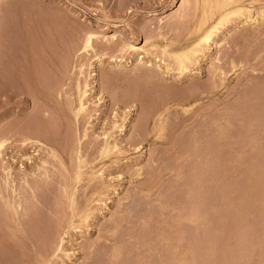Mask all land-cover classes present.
<instances>
[{
	"label": "rangeland",
	"instance_id": "1",
	"mask_svg": "<svg viewBox=\"0 0 264 264\" xmlns=\"http://www.w3.org/2000/svg\"><path fill=\"white\" fill-rule=\"evenodd\" d=\"M182 4L0 0V68L16 65L24 74L21 83L7 75L16 88L0 91V132L43 116L40 87L56 90L65 108L68 96L73 102L58 127L47 124L60 157L48 161L50 184L35 199L17 180L15 203L31 215L26 221L19 213L24 236L17 230L22 220L0 221V264H264V0H230L234 14L184 72L161 49L191 46L198 36L200 11L186 18ZM213 17L215 23L220 15ZM91 32L98 38L79 56ZM127 44L157 47L146 55L122 51ZM78 82L89 86L87 111L76 124ZM106 135L117 149L102 159ZM135 138H143L138 146ZM48 157L46 148L14 143L0 160L1 188L3 164L30 173ZM76 165L83 168L78 183ZM57 232L65 241L52 255Z\"/></svg>",
	"mask_w": 264,
	"mask_h": 264
},
{
	"label": "bare ground",
	"instance_id": "2",
	"mask_svg": "<svg viewBox=\"0 0 264 264\" xmlns=\"http://www.w3.org/2000/svg\"><path fill=\"white\" fill-rule=\"evenodd\" d=\"M247 1V0H246ZM192 2V3H191ZM229 2L230 0H182V6L180 7V9H182L181 11V14L183 15V13L185 12L184 16L187 18V14L191 11H193L194 13L195 12H199L200 11V14L199 16L196 14L195 16H198V20L196 18H194L197 22H196V26H195V32L196 34L198 35L196 40L191 44V46H187V47H183V48H176L174 50H170V46H165V48H161L163 50L162 52V55L164 54V56L170 60L173 61L175 67L179 70V71H188L189 67L193 64H195V62H197V59L198 56H200L199 54L202 53L208 46L211 45V42H212V39L215 35V33L217 32V29H218V26L221 25L222 23L224 22H227L230 18V16L232 14H234V12H231L229 11L228 9V6H229ZM183 12V13H182ZM188 12V13H187ZM180 13V12H179ZM187 13V14H186ZM194 13H190V14H194ZM236 13V12H235ZM220 17L217 19L218 22L216 21L215 23H212L210 22L213 18V16H217ZM180 15V14H179ZM181 16V15H180ZM183 16V17H184ZM190 15H188L189 17ZM194 16V17H195ZM213 17V18H212ZM212 18V19H211ZM238 19V18H237ZM260 19V18H259ZM263 19V18H262ZM183 20V19H182ZM185 20V19H184ZM210 22V23H209ZM214 22V21H213ZM181 23V22H180ZM260 24V23H259ZM188 26V25H187ZM184 28V27H183ZM257 29V28H256ZM73 31V30H72ZM75 31V30H74ZM179 33V32H178ZM256 33V32H255ZM177 34V33H176ZM242 34V33H241ZM78 36V35H77ZM244 36V35H243ZM249 36V35H248ZM116 34L115 35H112L111 37H106L104 38V40H116ZM98 38L97 34L95 33H90L86 36L85 40H84V46H83V49L80 50V52L78 53L79 56H82L83 53H87L90 49L93 48V43H94V39ZM236 39V38H235ZM79 40V39H78ZM76 41V40H75ZM245 42V41H244ZM148 44V43H146ZM152 45V43H151ZM16 47H17V44H16ZM18 47H21V46H18ZM124 47V46H123ZM157 47V46H155ZM154 46H150L151 49L155 48ZM114 48V47H113ZM149 47H138L137 45H131V44H127L125 45V47L122 49V51L126 50V51H129V52H133V53H140V54H149L150 53V48L148 49ZM9 49V48H8ZM23 49V48H22ZM15 50V49H14ZM76 50V49H75ZM9 51V50H8ZM11 51V50H10ZM18 52V50H17ZM22 52V51H21ZM159 52V51H158ZM152 53V52H151ZM237 53V52H236ZM4 54V52H3ZM13 54V53H12ZM24 54V53H23ZM232 54V53H231ZM229 54V56L231 55ZM14 55H15V52H14ZM17 55V54H16ZM21 55V54H20ZM155 55V54H154ZM228 55V54H227ZM7 56V55H6ZM5 56V57H6ZM123 56V55H122ZM143 56V55H142ZM141 56V57H142ZM158 56V55H157ZM160 56V54H159ZM12 57V55H11ZM14 57V56H13ZM22 57V56H21ZM25 57V56H24ZM28 57V56H27ZM221 57V56H220ZM7 58H9V56H7ZM16 58V57H15ZM23 58V57H22ZM219 58V57H218ZM229 58V57H228ZM239 58V57H238ZM227 59V58H226ZM1 60L3 61V58H1ZM10 62L12 59H9ZM19 60V59H18ZM24 60V59H23ZM22 60V61H23ZM31 60V59H30ZM57 60V59H55ZM145 60V59H144ZM1 61V62H2ZM21 61V60H20ZM65 61V60H64ZM4 62V61H3ZM6 62H7V59H6ZM5 62V63H6ZM13 62V61H12ZM11 62V63H12ZM17 62V61H16ZM24 62V61H23ZM9 63V62H7ZM14 63V62H13ZM19 63V61L17 62ZM27 63V62H26ZM143 63V59H141L140 61V64ZM217 63V62H216ZM23 64V63H21ZM51 64V63H50ZM172 64V63H170ZM169 64V65H170ZM228 64V63H227ZM10 65V63H9ZM20 65V63H19ZM26 65V64H25ZM225 65V64H224ZM1 66V65H0ZM27 66V65H26ZM25 66V67H26ZM61 66V65H60ZM59 66V67H60ZM151 66V65H150ZM194 66V65H193ZM30 67V66H29ZM52 67V65H51ZM62 67H63V64H62ZM61 67V68H62ZM82 67V66H81ZM220 67V66H219ZM154 68V67H152ZM156 68V67H155ZM10 69V68H9ZM6 66L5 68V65H4V68H0V80L1 82L3 83L2 87L0 88V91L3 90L2 92L4 93V95H8L9 91L11 90L12 91V88L13 90L16 88H14L12 82L9 81L7 75L9 76L10 74H12L11 77H13V79L15 81H20V83L22 82V79L19 78V74L21 73V69L19 67H17L15 65V67H13V70H9ZM27 69V68H26ZM137 69V68H136ZM147 69V68H146ZM28 70V69H27ZM33 70V68H32ZM48 70V69H47ZM82 70V69H81ZM150 70V69H149ZM154 70V69H153ZM158 70V69H157ZM215 70V69H214ZM29 71V70H28ZM56 71V70H55ZM83 71V70H82ZM144 71V70H143ZM151 71V70H150ZM237 71V70H236ZM27 72V71H26ZM34 72V71H33ZM57 72V71H56ZM139 72V71H138ZM148 72V71H147ZM153 72V71H152ZM30 73V72H29ZM50 73V72H49ZM59 73V72H58ZM83 73V72H82ZM81 73V74H82ZM107 73V72H106ZM150 73V72H149ZM22 76H24L23 72L21 73ZM54 74V73H53ZM60 74V73H59ZM58 74V75H59ZM151 74V73H150ZM9 76V77H10ZM34 76H35V73H34ZM82 76V75H81ZM105 76V75H104ZM138 76V75H137ZM218 76V74H217ZM220 76V75H219ZM37 76H35L36 78ZM54 77V76H53ZM134 77V76H133ZM157 77V76H156ZM257 77V76H256ZM24 78V77H23ZM149 78V77H148ZM12 79V78H11ZM28 79V78H27ZM33 79V78H32ZM38 79V78H36ZM122 79V78H121ZM156 79V78H155ZM48 81V79H46ZM217 80V79H216ZM39 81V80H38ZM37 81V82H38ZM42 81V79H41ZM51 81V80H50ZM113 81V80H112ZM124 81V80H123ZM132 81V79H131ZM160 81V80H159ZM213 81V80H212ZM251 81V80H250ZM53 82V80H52ZM50 82V83H52ZM143 82V81H142ZM148 82V81H147ZM16 85H17V82H15ZM46 83V82H45ZM132 83V82H131ZM247 83V82H246ZM249 83V82H248ZM31 84V81H28L27 83V86ZM164 84V83H163ZM168 84V83H166ZM213 84V83H212ZM221 84V83H220ZM38 85V84H37ZM67 85V83H66ZM162 85V84H161ZM214 85V84H213ZM31 86V85H30ZM33 86V84H32ZM76 86V85H75ZM89 86V85H88ZM87 84H85L84 88L82 87V83L81 82H78L77 84V94H78V108L77 110H75V115L72 113V117L75 116V120H73L74 123H76V121L79 119V117H81L82 114H84L86 111H87V99H88V91L86 90L87 89ZM24 87V86H23ZM40 87V86H39ZM54 87V86H53ZM58 87H60V84L58 85ZM179 87V86H178ZM196 87V86H194ZM199 87V86H198ZM18 88V87H17ZM21 88H22V85H21ZM30 88V87H29ZM34 88V86H33ZM51 88V87H50ZM62 88V86H61ZM69 88V87H68ZM254 88V87H253ZM71 89V87H70ZM148 89V87H147ZM190 89V88H189ZM17 90V89H16ZM19 90V89H18ZM21 90V93H22V89ZM19 90V91H20ZM23 90H25V88H23ZM55 90V88H54ZM63 90V89H60V91ZM26 91V90H25ZM149 91V90H148ZM18 92V91H16ZM24 92V91H23ZM35 92V91H34ZM56 90L53 91V90H50L49 88L46 87H40V89H38V94L36 95V98L41 102V108L44 112L43 116L41 115L38 119V114L37 117L35 116L33 119H31V117L28 119V124L27 122L25 121L24 125L22 124V127H17V123H13L12 128H7V129H4L0 132V160H2L4 158V155L6 153V151L14 144V143H17V142H23V145H26V146H29L31 145V147L33 148L34 146L35 147H42V148H46L47 150H49V156L47 160L45 159H42L41 160V164L39 166H36V170H31L30 173H26V171H24L23 169H20L19 171L16 172V174L13 172L14 168H13V165L11 164H8V163H5L1 166V169L3 170V172H5V176H6V180L4 181V188H1L0 186V202L4 201L3 203L5 204V206H0V221L1 222H7V223H10L8 221H12V222H15L17 223V226L20 225L18 224V220H22V223L20 226H18L17 228L20 227V229H17L19 231V233H23V236L25 235V227H23L26 223V221L28 220L29 218V214H30V211L31 209L29 207H27L26 209L23 208V214L26 216L28 215L27 219H25V223L23 222L24 221V215H23V218H21V216H19V213L20 215H22L20 209L21 207L23 206H17L16 205V198H17V192H18V184H17V180H20V177H22L21 179L23 180V182H21L22 184L24 183V189H22V191L25 193V190L28 191V194L30 193V197L33 196V198L37 199L36 196L38 195V192L42 191V190H45L47 188V186L50 184L49 183V178H50V172H49V165H50V158L52 159H57L60 157L58 156L57 154V151L54 149V147H50L52 144L55 143V141L51 142V140L49 139L48 137V130H47V124L50 123L51 121L52 122H55L56 124V127L57 124H58V120L60 118H63V117H68V109L70 108V106L73 104V102L71 101L72 98L70 99V97L68 98L67 97V107L65 108L64 104H63V100H58L57 97H56ZM67 92V91H66ZM15 92L11 93L14 94ZM127 93V92H126ZM129 93V92H128ZM194 93V92H193ZM192 93V94H193ZM252 93V92H251ZM17 94V93H16ZM190 94V93H189ZM1 95V93H0ZM20 95V94H19ZM24 95V94H23ZM27 95V94H26ZM25 95V96H26ZM116 95V94H115ZM194 95V94H193ZM244 95V94H243ZM63 96V95H62ZM65 96V95H64ZM112 96V95H111ZM129 97V96H128ZM191 97V95H190ZM189 97V98H190ZM13 98V97H12ZM28 98V97H27ZM31 99V98H29ZM140 99V98H139ZM142 99V98H141ZM10 100V99H9ZM13 100V99H12ZM173 100V99H172ZM189 100V99H188ZM199 100V99H198ZM248 100V99H247ZM27 101V100H26ZM35 101V97H33V106L34 108L36 109V106L38 107V105L36 103H34ZM166 101V100H165ZM176 101V100H175ZM7 102V100H6ZM28 102L32 103V100H28ZM163 102V101H162ZM25 103V101H24ZM65 103V101H64ZM183 103V102H182ZM243 103V102H242ZM40 104V103H39ZM124 104V103H123ZM164 104V103H162ZM179 104V103H178ZM244 104V103H243ZM3 105V103H2ZM73 106V105H72ZM71 106V107H72ZM170 107V106H169ZM192 108V107H190ZM111 111V110H110ZM227 111V110H226ZM38 112H39V109H38ZM42 111H40L39 113H41ZM184 112V111H183ZM31 114V113H30ZM42 114V113H41ZM32 116V114H31ZM36 118V119H35ZM179 119V118H178ZM227 119V118H226ZM218 120V119H217ZM51 122V123H52ZM63 122V121H62ZM213 122V121H212ZM20 123V122H19ZM51 127L53 124H51ZM64 125L65 122H63ZM77 124V123H76ZM171 124V123H170ZM227 124V123H226ZM27 125V126H26ZM214 125V124H213ZM5 126V125H4ZM21 126V125H20ZM24 126V127H23ZM50 127V126H49ZM50 127V128H51ZM67 127V126H66ZM220 127V126H219ZM218 128V127H217ZM227 128V127H226ZM53 130V128H51ZM54 129H55V125H54ZM219 130V129H218ZM226 130V129H225ZM50 132H54L53 131H50ZM56 132V131H55ZM217 133V131H216ZM54 134V133H53ZM113 134V133H112ZM138 134V133H137ZM86 135V134H85ZM142 135V134H141ZM221 135V133H220ZM220 135H219V138H220ZM227 135V134H226ZM52 136V134H51ZM113 136V135H112ZM53 137V136H52ZM63 137V136H62ZM138 137V136H137ZM143 137V136H142ZM99 138V137H98ZM104 137H102L101 139H103ZM144 138V137H143ZM142 138V139H143ZM148 138V137H147ZM56 138H54L55 140ZM135 142L138 140V142H141L139 140H142L141 138L138 139V138H135ZM53 140V139H52ZM64 140V137L63 139ZM110 140H111V135H106L105 138H104V141L101 145V148H100V157L102 159H105V158H108V156L110 155V153L117 149V145H114L112 146L111 143H110ZM80 141V140H79ZM102 141V140H101ZM130 142H134V140H129ZM87 142V141H86ZM114 142V141H113ZM132 142V143H133ZM138 142H136V146H138ZM60 143V142H59ZM95 144V143H94ZM135 144V143H134ZM10 145V147H9ZM86 145V144H85ZM73 146V145H72ZM9 147V148H8ZM67 147L65 145V148L62 150L63 152H67ZM94 147V146H93ZM100 147V146H99ZM97 147V148H99ZM57 148V147H56ZM94 149V148H93ZM92 149V150H93ZM11 152V151H10ZM13 152V151H12ZM93 152V151H92ZM99 152V150H98ZM97 152V154H98ZM78 153V152H77ZM94 153V152H93ZM92 153V154H93ZM31 155V154H30ZM189 155V154H188ZM23 156V155H22ZM46 156V155H45ZM71 156V155H70ZM80 156V155H79ZM27 157V156H26ZM211 157V156H210ZM47 158V157H46ZM81 158V157H80ZM78 158V159H80ZM50 159V160H49ZM184 159V158H183ZM32 160V159H31ZM82 160V159H81ZM81 160H78L79 162ZM84 160V159H83ZM30 161V160H29ZM50 161V162H48ZM53 161V160H52ZM78 161H77V164H78ZM94 161V160H93ZM2 162V161H0ZM54 162V161H53ZM57 162V161H56ZM114 162V161H113ZM81 163V162H80ZM180 163V162H179ZM52 164V163H51ZM61 164L64 166L65 165V162L62 161ZM32 165V164H31ZM29 166V165H28ZM77 166V165H76ZM92 166V165H91ZM66 167V165H65ZM21 168H24V166H22ZM25 169H26V166H25ZM72 169V168H71ZM83 170L82 167L80 166H77L76 167V171L77 173L76 174V182H80L81 181V178H82V172L80 170ZM28 170V169H27ZM165 170V169H164ZM55 171V170H53ZM19 172V173H18ZM72 173V172H71ZM186 174V173H185ZM15 175V176H14ZM53 175V174H52ZM66 175V174H65ZM97 175V174H96ZM100 175V174H99ZM178 175V174H177ZM31 176H32V180H31ZM75 176V175H74ZM55 177V176H54ZM180 177V176H179ZM98 178V177H96ZM100 178V177H99ZM1 179V178H0ZM30 179V180H29ZM95 180V179H94ZM103 181V180H102ZM49 183V184H48ZM52 183V182H51ZM54 183V182H53ZM3 184V183H2ZM194 184V183H193ZM76 186V185H75ZM98 186V185H97ZM200 186V185H199ZM262 186V185H261ZM94 187V186H93ZM96 187V185H95ZM100 187V186H98ZM66 188V186H65ZM10 190V192H8V190ZM20 189V190H21ZM67 189V188H66ZM94 189V188H93ZM19 190V191H20ZM26 191V193H27ZM67 191V190H66ZM236 192V191H235ZM9 193V194H7ZM25 193V195H26ZM41 193V192H40ZM189 193V192H188ZM225 193V192H224ZM32 194V195H31ZM75 194V193H74ZM74 194H73V197H74ZM24 195V196H25ZM41 195V194H39ZM190 195H191V191H190ZM203 195V194H202ZM20 196V195H18ZM71 197V199L73 198ZM25 198V197H24ZM8 199H13V201L11 202H8ZM27 199V198H26ZM192 199V198H191ZM190 199V200H191ZM249 199V198H248ZM33 200V199H32ZM73 200V199H72ZM71 200V201H72ZM195 200V199H194ZM197 201V200H196ZM249 201V200H248ZM6 202V203H5ZM74 202V201H72ZM226 202V201H225ZM2 203V204H3ZM25 203V202H23ZM34 203V201H33ZM203 203V202H202ZM1 204V205H2ZM6 204L8 206H6ZM20 204V203H19ZM26 204V203H25ZM24 204V205H25ZM74 204V203H73ZM200 204V202H199ZM201 205V204H200ZM203 205V204H202ZM32 208V206H30ZM195 209V208H194ZM88 210V209H87ZM20 211V212H19ZM194 211V210H193ZM197 212V208L195 210ZM200 211V210H199ZM196 212L193 213V217L195 218L196 216ZM72 214V213H71ZM192 214V213H191ZM31 215V214H30ZM26 218V217H25ZM190 218V217H189ZM225 220V219H224ZM11 222V223H12ZM7 223H5V226H9ZM69 223V222H68ZM115 225V224H114ZM208 233V231H207ZM221 233V232H220ZM66 234L65 232L64 233H59L57 232V235L58 237H56L57 239L55 240V244H57V246L54 247V250H53V254L52 255H56L58 251L62 252V246H63V243L65 241V237H63V235ZM27 235V234H26ZM66 236V235H65ZM215 237V236H214ZM240 237V236H239ZM3 236H1L0 234V241L1 240H4L2 239ZM208 238V237H207ZM205 240V239H204ZM59 241V242H58ZM2 242V241H1ZM191 247H193L191 245ZM208 247V245H207ZM205 249V248H204ZM121 250V249H120ZM196 250V249H195ZM201 250V249H200ZM90 252V251H89ZM116 252H114V255ZM204 253V252H203ZM118 254V253H117ZM191 254V252H190ZM169 255V254H168ZM205 256V255H204ZM117 257V256H116ZM115 257V258H116ZM51 258V256L49 257ZM46 259V258H45ZM52 259V258H51ZM174 259V258H173ZM172 259V260H173ZM208 259V258H207ZM170 260V259H169ZM171 260V261H172ZM47 261V259H46ZM118 261V260H117ZM45 262V261H43ZM42 262V263H43ZM173 262V261H172ZM169 263V262H168ZM46 264V262H45Z\"/></svg>",
	"mask_w": 264,
	"mask_h": 264
}]
</instances>
